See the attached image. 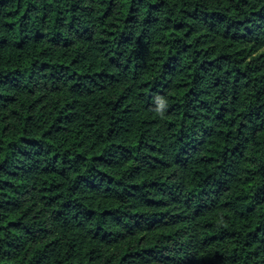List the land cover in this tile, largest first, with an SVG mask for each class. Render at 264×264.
<instances>
[{"label": "trees", "instance_id": "1", "mask_svg": "<svg viewBox=\"0 0 264 264\" xmlns=\"http://www.w3.org/2000/svg\"><path fill=\"white\" fill-rule=\"evenodd\" d=\"M0 264H264V0H0Z\"/></svg>", "mask_w": 264, "mask_h": 264}]
</instances>
